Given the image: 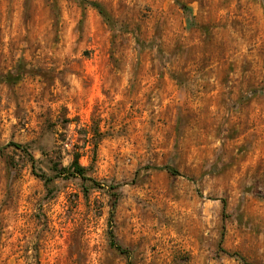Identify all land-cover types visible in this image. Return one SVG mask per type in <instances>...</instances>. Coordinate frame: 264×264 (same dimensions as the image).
Wrapping results in <instances>:
<instances>
[{"label":"rangeland","instance_id":"rangeland-1","mask_svg":"<svg viewBox=\"0 0 264 264\" xmlns=\"http://www.w3.org/2000/svg\"><path fill=\"white\" fill-rule=\"evenodd\" d=\"M91 1L0 0V264H264V0Z\"/></svg>","mask_w":264,"mask_h":264},{"label":"trees","instance_id":"trees-1","mask_svg":"<svg viewBox=\"0 0 264 264\" xmlns=\"http://www.w3.org/2000/svg\"><path fill=\"white\" fill-rule=\"evenodd\" d=\"M82 1H85L88 5L95 8L102 17H104V18L107 17L103 6L101 4H99L98 2L91 1V0H82ZM12 144L16 148H19V149L25 151L26 153H28L26 148L22 144H19V143H12ZM28 155H29V153H28ZM30 159H31L32 163H34L32 156H30ZM154 168L155 169H165L170 173H177V170L175 168L168 166V165L157 166ZM52 169L54 171V175L51 177L46 176L45 174H42V173L37 174V176L40 177L44 181L45 185H48L55 177H59V176H66V177L67 176H78L84 181L92 182L93 185L97 184V182L93 178L86 175V170H85L84 166H82L78 161V155H75L74 159L67 166H62V165L58 166V164H53ZM224 204H225V202L223 201V205ZM108 236H109L108 237V244L112 249H114L115 251H117L121 254L128 255V250L117 242L115 235L112 231L109 232ZM232 255H237V254L233 253Z\"/></svg>","mask_w":264,"mask_h":264}]
</instances>
